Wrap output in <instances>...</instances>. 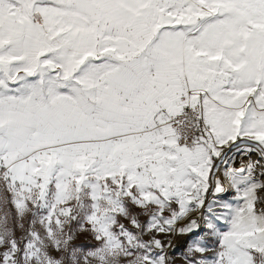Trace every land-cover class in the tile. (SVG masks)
<instances>
[{
  "label": "snow or ice",
  "instance_id": "snow-or-ice-1",
  "mask_svg": "<svg viewBox=\"0 0 264 264\" xmlns=\"http://www.w3.org/2000/svg\"><path fill=\"white\" fill-rule=\"evenodd\" d=\"M0 264H264V0H0Z\"/></svg>",
  "mask_w": 264,
  "mask_h": 264
}]
</instances>
